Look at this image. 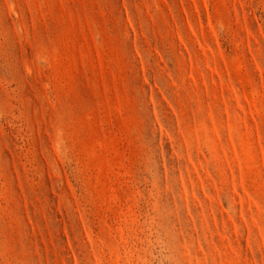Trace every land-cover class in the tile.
Instances as JSON below:
<instances>
[{
	"label": "rangeland",
	"instance_id": "374dc122",
	"mask_svg": "<svg viewBox=\"0 0 264 264\" xmlns=\"http://www.w3.org/2000/svg\"><path fill=\"white\" fill-rule=\"evenodd\" d=\"M0 264H264V0H0Z\"/></svg>",
	"mask_w": 264,
	"mask_h": 264
}]
</instances>
